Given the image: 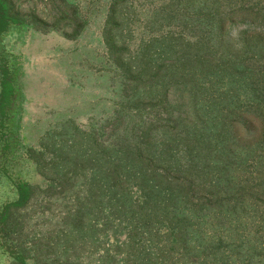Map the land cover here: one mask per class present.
Returning a JSON list of instances; mask_svg holds the SVG:
<instances>
[{
    "label": "rangeland",
    "instance_id": "obj_1",
    "mask_svg": "<svg viewBox=\"0 0 264 264\" xmlns=\"http://www.w3.org/2000/svg\"><path fill=\"white\" fill-rule=\"evenodd\" d=\"M5 1L0 264H264V0Z\"/></svg>",
    "mask_w": 264,
    "mask_h": 264
},
{
    "label": "trees",
    "instance_id": "obj_2",
    "mask_svg": "<svg viewBox=\"0 0 264 264\" xmlns=\"http://www.w3.org/2000/svg\"><path fill=\"white\" fill-rule=\"evenodd\" d=\"M0 6L3 9V16L4 18H8V4L5 0H0ZM5 88V90H4ZM7 86L3 85V92H6ZM27 186V185H26ZM21 187H25V184H21Z\"/></svg>",
    "mask_w": 264,
    "mask_h": 264
}]
</instances>
